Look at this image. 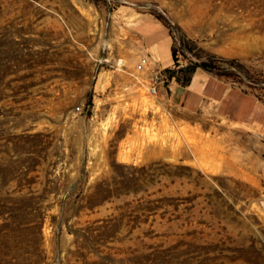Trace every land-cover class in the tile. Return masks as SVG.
Listing matches in <instances>:
<instances>
[{
  "label": "rangeland",
  "instance_id": "1",
  "mask_svg": "<svg viewBox=\"0 0 264 264\" xmlns=\"http://www.w3.org/2000/svg\"><path fill=\"white\" fill-rule=\"evenodd\" d=\"M159 29L229 115L170 101ZM0 264H264V0H0Z\"/></svg>",
  "mask_w": 264,
  "mask_h": 264
},
{
  "label": "crops",
  "instance_id": "2",
  "mask_svg": "<svg viewBox=\"0 0 264 264\" xmlns=\"http://www.w3.org/2000/svg\"><path fill=\"white\" fill-rule=\"evenodd\" d=\"M165 38L156 47L159 53V60L165 64L173 61L171 52V38L166 36L164 29H159ZM167 39V40H166ZM170 101L177 105L179 109L187 113H200L205 118L213 116L215 111L221 115H229L227 102L233 98L234 88L229 84L203 73L196 72L188 86L179 84L174 79L171 80ZM231 115V114H230ZM233 119H240L236 114Z\"/></svg>",
  "mask_w": 264,
  "mask_h": 264
},
{
  "label": "trees",
  "instance_id": "3",
  "mask_svg": "<svg viewBox=\"0 0 264 264\" xmlns=\"http://www.w3.org/2000/svg\"><path fill=\"white\" fill-rule=\"evenodd\" d=\"M251 1L255 2L256 0H251ZM258 1H261V0H258ZM164 23L169 27L170 31L172 32V27L168 23H166L165 21H164ZM175 28L177 30H181L180 26L177 24L175 25ZM187 50L192 51L191 39L188 38L187 34L183 32L179 38L173 36V44L171 47V51H172V56H173V59L175 61L177 69L176 68L175 69H170V68L166 69V73L168 74L169 79L174 78L179 84H181L183 86H188L191 83L193 75L198 68L201 67V68H204L208 71L220 70L218 65L215 63V60H214L215 57L214 56H212L211 59L197 57V60L194 61L191 59V57L187 56ZM178 51H180L181 54L183 55V57L186 60H188L187 65L181 66L179 64ZM105 194H109V191L103 190V191H99V193L97 192V194L95 192L94 195L96 197L103 198V196L105 197ZM140 206H141V208H143L145 210V212L146 211L153 212V211L157 210V208H158V205H156V203L153 200H147L145 202V204H141ZM64 210H66V209H64Z\"/></svg>",
  "mask_w": 264,
  "mask_h": 264
},
{
  "label": "built area",
  "instance_id": "4",
  "mask_svg": "<svg viewBox=\"0 0 264 264\" xmlns=\"http://www.w3.org/2000/svg\"><path fill=\"white\" fill-rule=\"evenodd\" d=\"M149 65V57H142L139 62L137 63L136 69L138 71H144L146 67ZM167 78V75L165 74L163 69H158L155 71V74L153 75L151 82H150V93L152 95L157 94L158 91V85L164 81V79ZM80 109V107H78Z\"/></svg>",
  "mask_w": 264,
  "mask_h": 264
},
{
  "label": "bare ground",
  "instance_id": "5",
  "mask_svg": "<svg viewBox=\"0 0 264 264\" xmlns=\"http://www.w3.org/2000/svg\"><path fill=\"white\" fill-rule=\"evenodd\" d=\"M103 78H104V76H100V78H99V80H98L96 86H98V85L100 84V81H101Z\"/></svg>",
  "mask_w": 264,
  "mask_h": 264
}]
</instances>
